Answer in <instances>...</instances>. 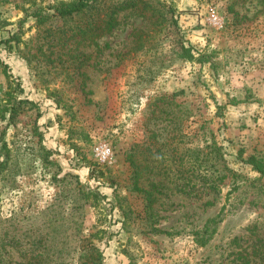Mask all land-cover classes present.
<instances>
[{
    "label": "rangeland",
    "instance_id": "obj_1",
    "mask_svg": "<svg viewBox=\"0 0 264 264\" xmlns=\"http://www.w3.org/2000/svg\"><path fill=\"white\" fill-rule=\"evenodd\" d=\"M55 2L0 0L9 231H99L103 264H264V174L247 163L264 164V0H146L111 31Z\"/></svg>",
    "mask_w": 264,
    "mask_h": 264
},
{
    "label": "trees",
    "instance_id": "obj_2",
    "mask_svg": "<svg viewBox=\"0 0 264 264\" xmlns=\"http://www.w3.org/2000/svg\"><path fill=\"white\" fill-rule=\"evenodd\" d=\"M145 4H147L146 0H57L52 6V10L54 11L52 16L65 18L84 14L89 10L101 11L104 14V17H101V25L105 30L111 31L117 24L116 14ZM38 9L34 10L31 16L36 18L39 22L46 21L50 15H43ZM93 24H95V22H93ZM9 109V118L13 119L17 107L15 104H12ZM247 163L250 164L254 170L264 174V164H262L261 161L256 160L254 157H250ZM11 221L12 219L0 218V264H53L50 261L55 259V255L59 259V257L61 258L63 255L69 257L72 253L78 255L79 264H103L102 253L93 240V237L97 236L99 231L87 236L81 235L80 231H76L73 235H80V237L77 238V247L69 251L66 250L64 246L66 247L69 243L68 237L73 235H61L59 233L62 228L61 223H58L57 220H46V222L42 224V229L46 230V232H41L38 234L37 238H32L26 242L23 241L26 236H23L25 230H22V227L20 229L14 227L15 230L9 231L10 229L8 226L12 227L15 225L10 223ZM4 223L9 224L3 227ZM74 224H76V222H74ZM76 228L78 229V227ZM21 236H23V238ZM206 241L207 239L200 241L199 244L203 246L206 244ZM57 245L61 247L57 248ZM66 248L68 249V247ZM9 249L16 253L19 261L13 259V254ZM73 258H75V256L71 257V259Z\"/></svg>",
    "mask_w": 264,
    "mask_h": 264
},
{
    "label": "built area",
    "instance_id": "obj_3",
    "mask_svg": "<svg viewBox=\"0 0 264 264\" xmlns=\"http://www.w3.org/2000/svg\"><path fill=\"white\" fill-rule=\"evenodd\" d=\"M104 157H105V155H104Z\"/></svg>",
    "mask_w": 264,
    "mask_h": 264
}]
</instances>
